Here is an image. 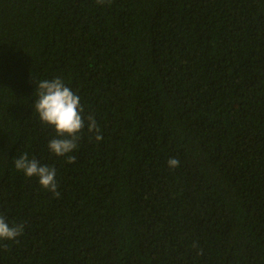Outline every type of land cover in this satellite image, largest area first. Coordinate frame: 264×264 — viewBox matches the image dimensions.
I'll list each match as a JSON object with an SVG mask.
<instances>
[{
	"label": "trees",
	"instance_id": "16d2710c",
	"mask_svg": "<svg viewBox=\"0 0 264 264\" xmlns=\"http://www.w3.org/2000/svg\"><path fill=\"white\" fill-rule=\"evenodd\" d=\"M54 77L102 136L74 163L34 109ZM0 215V264H264V0H0Z\"/></svg>",
	"mask_w": 264,
	"mask_h": 264
},
{
	"label": "clouds",
	"instance_id": "9594fccd",
	"mask_svg": "<svg viewBox=\"0 0 264 264\" xmlns=\"http://www.w3.org/2000/svg\"><path fill=\"white\" fill-rule=\"evenodd\" d=\"M98 4L105 0H97ZM37 99L34 101V109L40 121L50 126L55 136L48 141L50 153L56 156H65L68 163H74L75 155H70L79 148L81 133L87 124L89 133H96L95 140L100 141L102 136L92 115H83L80 96L60 77L50 80H41L36 85ZM170 169L179 166L177 158L170 157L167 161ZM15 168L22 171L26 177H37L42 188L59 198L58 184L56 180V169L48 165H42L27 154H21L14 161ZM24 224H9L5 217L0 215V241H16L23 233Z\"/></svg>",
	"mask_w": 264,
	"mask_h": 264
}]
</instances>
